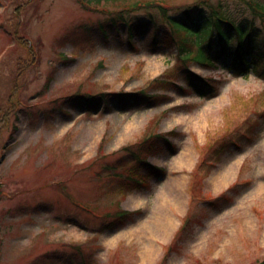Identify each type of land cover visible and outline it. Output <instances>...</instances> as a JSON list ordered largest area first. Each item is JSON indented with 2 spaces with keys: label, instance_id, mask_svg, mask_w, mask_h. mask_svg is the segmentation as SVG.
I'll use <instances>...</instances> for the list:
<instances>
[{
  "label": "rangeland",
  "instance_id": "rangeland-1",
  "mask_svg": "<svg viewBox=\"0 0 264 264\" xmlns=\"http://www.w3.org/2000/svg\"><path fill=\"white\" fill-rule=\"evenodd\" d=\"M25 1L0 0V118L9 114L0 135V264H45L48 259L70 264L60 251L72 255V244L82 246L87 264H264V105L258 99L264 81L252 74L234 76L222 66L210 71L191 65L220 85L216 96L203 99L174 87L163 93L168 100L152 107L84 111L66 97L78 91L145 89L165 69L180 66L176 44L154 47L148 38L135 37L133 50L122 31L105 41L96 35L76 47L71 42L59 46L66 27L97 25L134 0L102 2L101 11H85L76 0H33L20 14L19 33L36 42L38 62L28 66L15 104L5 112L18 83L17 57L26 55L8 30L17 19V4ZM164 1L175 6L196 0ZM214 1L226 4L236 19L250 14L241 12L243 0ZM255 22L264 28V20ZM161 30L162 37L166 29ZM73 50L75 58L68 60ZM186 82L180 72L174 83L186 87ZM147 127L160 135L174 131L170 139L176 148L172 152L156 140L161 149L147 159L163 171L152 173L146 185L118 186L121 174L112 171V180L106 169H113L121 148L140 139ZM209 142L221 150L196 172ZM121 159L132 161L128 153ZM194 178L200 192L196 185L191 188ZM229 186L226 197L208 206L202 201ZM76 201L102 213H133L94 234L53 216L63 211L95 225L77 210ZM189 210L190 224L173 242Z\"/></svg>",
  "mask_w": 264,
  "mask_h": 264
},
{
  "label": "trees",
  "instance_id": "trees-1",
  "mask_svg": "<svg viewBox=\"0 0 264 264\" xmlns=\"http://www.w3.org/2000/svg\"><path fill=\"white\" fill-rule=\"evenodd\" d=\"M33 0H26L24 4L19 2L15 8L17 19L13 26L8 30L9 38L14 44L24 50L25 56L17 57L16 75L18 83H16L13 97H9L12 105L7 103L5 112L12 110L15 100L18 97V90L23 84L22 80L25 77L29 65H36L38 62V49L34 40L29 42L25 37L19 33V29L23 27L20 20V14L24 11L23 7ZM83 10H93L96 5L102 2H114L116 0H76ZM164 0H135L132 3L120 7L118 10L110 11L109 15L97 25H70L65 28L61 34L62 37L58 39V45H64L66 42H71L73 47L78 46L83 41L90 42L93 36L98 35L102 40L110 38V34L114 33L116 37L120 32L125 31L128 44L131 48L136 49L132 38L140 39L148 38L149 42L154 47L165 48L168 43L176 44L178 59L180 66L169 67L165 69L159 76L150 79L145 89L132 92L124 91H99L93 92H75L69 98L66 97L71 105L82 108L84 111L100 112L105 109L115 107L120 111H126L134 108L152 107L159 105L165 100L169 99L165 91L176 87V90L182 92H191L200 98H211L219 93V85L214 84L210 79H203L194 73L187 70L188 63L194 62L200 66L212 67L215 63L228 62V68L232 70L235 75H247L253 72L256 76L264 79V30L253 23V20L248 22L247 18L235 21L228 13L226 4L214 0H196L187 5L169 6L163 3ZM165 2V1H164ZM244 9L241 11H252L253 14L258 15L260 19H264V3L253 0H243ZM96 8V7H95ZM173 8H176L173 10ZM143 11L142 14L137 12ZM166 29L163 36H160L161 29ZM260 31L262 33H260ZM76 53L73 50L68 60H72ZM180 72L187 77L186 87L177 85L175 80L178 78ZM9 98L7 101H10ZM261 99L264 104V95ZM11 106V107H10ZM1 108V107H0ZM169 109L163 111L165 114ZM3 111V110H2ZM15 111H12L14 114ZM9 114H2L0 118V135L1 130L6 127V120ZM160 116L152 122L157 124ZM169 135L176 134L174 131H169ZM101 140L100 145L104 142ZM156 140H162L166 147L174 151V145L169 141L165 135H160L153 131L143 134L137 141L130 143L121 148L118 163L112 165L113 169L108 171V177L113 179L114 174H121L119 180H116L117 185L124 187L129 184L133 186L144 185L152 173H156L159 168L151 165L144 158L147 154H153L155 150H160L161 147L156 146ZM217 145L214 143H207L205 150L202 153L199 164L195 168L199 172L201 165H206L208 159H214V154L219 151ZM172 151V152H173ZM101 150L99 149V153ZM132 157L131 162L121 161L126 154ZM144 155V156H143ZM101 156H103L101 154ZM121 170L126 173L122 177ZM113 171V172H112ZM95 177L100 178L102 175L94 172ZM130 181H127V179ZM201 178V176H200ZM196 185L198 192L200 189L199 179H192V186ZM232 189V188H231ZM230 189V190H231ZM226 192L212 200L206 201L207 206L218 200L220 197H226ZM195 196H191V201H194ZM78 211L86 213L91 219H95L96 224H91L88 220H80L75 216L66 215L63 211L55 213L53 216L62 218L64 223L78 225L83 230L92 231L94 234L98 231L113 227L116 222H122L127 219L132 212L123 209L114 210L113 212H100L97 208H91L86 203L81 201L74 202ZM114 208H116L117 201L113 200ZM38 206H42L39 204ZM35 211L38 207L33 208ZM30 213V212H29ZM189 210L186 220L183 221L179 231L173 239L177 240L178 235L187 229L190 224ZM97 219V220H96ZM74 248L73 254L68 255L62 250L63 254L70 264H74L75 258L80 260L79 264H87L85 261L89 256L81 251L78 244H72ZM169 251V249H168ZM77 261V260H76ZM45 264H60L55 260L48 259ZM62 264V263H61Z\"/></svg>",
  "mask_w": 264,
  "mask_h": 264
},
{
  "label": "bare ground",
  "instance_id": "bare-ground-1",
  "mask_svg": "<svg viewBox=\"0 0 264 264\" xmlns=\"http://www.w3.org/2000/svg\"><path fill=\"white\" fill-rule=\"evenodd\" d=\"M185 152H187V151H185ZM165 221L169 223V221H170V218H168V217H167V219H166ZM170 222H171V221H170ZM166 227H167V226H165V224H164V227H162V229H161V230H162L163 232H165V231L167 230V228H166ZM151 249H152V248H151Z\"/></svg>",
  "mask_w": 264,
  "mask_h": 264
}]
</instances>
